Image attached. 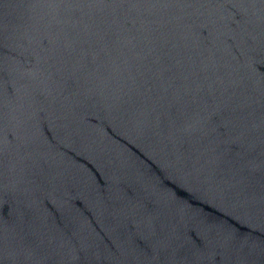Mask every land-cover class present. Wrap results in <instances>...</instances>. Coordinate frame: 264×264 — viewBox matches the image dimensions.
Returning <instances> with one entry per match:
<instances>
[{
  "label": "water",
  "instance_id": "1",
  "mask_svg": "<svg viewBox=\"0 0 264 264\" xmlns=\"http://www.w3.org/2000/svg\"><path fill=\"white\" fill-rule=\"evenodd\" d=\"M0 157L264 255V0H0Z\"/></svg>",
  "mask_w": 264,
  "mask_h": 264
}]
</instances>
